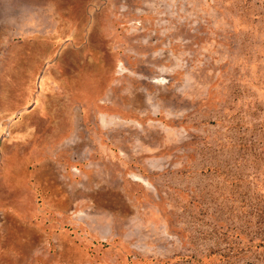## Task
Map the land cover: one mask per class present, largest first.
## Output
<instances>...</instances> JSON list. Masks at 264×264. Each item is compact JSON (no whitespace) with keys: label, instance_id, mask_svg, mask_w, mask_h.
Wrapping results in <instances>:
<instances>
[{"label":"rangeland","instance_id":"obj_1","mask_svg":"<svg viewBox=\"0 0 264 264\" xmlns=\"http://www.w3.org/2000/svg\"><path fill=\"white\" fill-rule=\"evenodd\" d=\"M0 264H264V0H0Z\"/></svg>","mask_w":264,"mask_h":264}]
</instances>
